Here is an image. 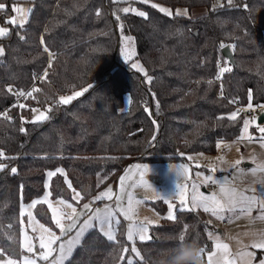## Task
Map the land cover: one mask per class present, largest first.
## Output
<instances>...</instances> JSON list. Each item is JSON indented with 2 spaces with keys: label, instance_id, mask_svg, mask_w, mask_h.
I'll list each match as a JSON object with an SVG mask.
<instances>
[{
  "label": "trees",
  "instance_id": "16d2710c",
  "mask_svg": "<svg viewBox=\"0 0 264 264\" xmlns=\"http://www.w3.org/2000/svg\"><path fill=\"white\" fill-rule=\"evenodd\" d=\"M18 1L0 0V19L9 26L0 37V259L21 257V204L44 193L48 170L63 169L50 179L53 198L71 200L78 191L82 203L132 161L215 152L219 139L240 134L238 105H264V0H153L202 7L195 16H168L141 0H29L22 29L7 23ZM129 3L147 18L125 14ZM120 31L133 36L134 58L147 76L123 57ZM226 44L234 63L223 54ZM219 62L230 69L221 82ZM14 89L32 96L17 100ZM78 89L80 96L60 103L61 94ZM34 106L45 108L48 119L33 123ZM233 112L234 120L228 118ZM147 202L163 216L150 240L136 241L141 256L133 264H183L178 250L189 243L211 249L214 224L204 209L178 206L173 220L164 215L163 199ZM34 212L54 226L45 202ZM130 246L124 219L115 241L93 227L65 264H127Z\"/></svg>",
  "mask_w": 264,
  "mask_h": 264
},
{
  "label": "rangeland",
  "instance_id": "374dc122",
  "mask_svg": "<svg viewBox=\"0 0 264 264\" xmlns=\"http://www.w3.org/2000/svg\"><path fill=\"white\" fill-rule=\"evenodd\" d=\"M152 4H158L161 7H165L170 9L173 14L176 13L177 10H180L181 12H184L186 10V14L188 16H195L196 14L202 12L204 9H192L185 6H171L166 3L158 2L149 0ZM220 3V0H216L215 4ZM13 6L21 7L24 9L29 10L28 15L26 17V20H28V17L30 15L31 11V2L29 0H19V2ZM130 9H136L137 12L143 11L142 8H139L138 6H132L131 3L127 5ZM16 15L17 19L19 20L20 14H16L13 12L12 17ZM11 17V18H12ZM10 20V18H8ZM121 27V25H119ZM4 28V26H1ZM121 40H120V49L123 57L125 58V55L129 52H131V61L132 64L136 63L139 66H141L140 61L138 59H135L136 54V46L134 43L133 36L124 32L120 31ZM128 38H131L129 40ZM83 89H78L75 91H72L67 94H61L60 97H68V96H74L77 92H82ZM126 102L127 104L130 101V96H126ZM252 106L251 108H253ZM33 108L38 109L37 112H33L31 114V119L34 120L37 115H39L40 112L45 113V115L48 116V111L39 106H34ZM248 108V109H247ZM244 110V117H243V124L240 131V134L237 138L234 140H226V139H219L217 142L216 151L213 153H206V152H191L187 154V160L181 161L182 163L179 164H153L156 166H152V170L147 171L149 175H145L140 178L134 185L133 190H136L135 194L131 196V207L129 206L128 201L127 205L123 208L116 204V197L117 192H113V197L109 201L110 206H107L108 209H106V212H111L113 214V234H115V230L117 227L116 221H121L122 219L125 220V223L127 225L126 229V236L128 237L127 233L129 232V226L133 224H146L148 226V233L149 236L150 232V226L153 224H157L161 221L160 217L158 216V213L155 211V209L148 204V200H156L161 199L160 196L164 201L170 200L171 203L174 205V207L171 209L172 215L175 214V209L177 207V204L180 203L179 199V185L180 184H187L188 185V195H189V203L186 208H191V185L192 183H196L199 185V191L204 193L205 195H211L213 193L219 194L217 192V188L219 187L220 183H214L211 180L205 182L204 177L206 176H212L215 180H218V174L217 171L223 167V164H231L236 163L239 161V164L246 163V160L243 158L244 154L250 155L253 154V149L258 146L256 143H260V140L262 139L263 134L259 132V127H264V122L258 121V116L261 112H264V108L259 109L257 111H248L251 108L247 107ZM237 113V112H236ZM245 121H253L248 126V132L245 134L243 132ZM264 143V141H263ZM244 162V163H243ZM178 166H184L190 170V175L186 178L181 177L177 171H175L173 168ZM199 166V167H197ZM62 169V168H58ZM213 169L215 171L213 172ZM57 170V169H56ZM56 170H48L46 175V182H45V190L44 193L34 198L31 201L28 202H22L21 204V215H22V229H21V244L23 247V253L21 257L19 258H12L7 257L0 259V262L2 264H7L8 260L15 261V264H24V258L27 257L29 259L35 260L36 264H63L61 260V253L59 251V245L63 243L64 245V255H66V252L69 250V239L68 236H71V239H76V244H78L81 240V236L84 235V233L88 230L86 229L83 234H80V229H77V225L79 224V221L82 218H86L89 220L90 218H87L86 213L91 210H87L84 208V202L78 203L80 194L78 191H74L72 195L71 200H64L61 198H53L50 193V179L51 177L48 176V172H56ZM63 170V169H62ZM143 173L145 174L146 171L143 170ZM197 173H201L202 175L197 176ZM68 180V178H67ZM69 181V180H68ZM144 194L143 196H140V194ZM33 201L38 202H45L48 207L51 210L52 214V220H53V227L45 224L43 221H41L34 212V207H29L32 205ZM147 203H146V202ZM115 203V204H114ZM202 209V207H199ZM197 209V208H195ZM108 210V211H107ZM125 212H127V215H125ZM169 203H168V209L165 212V216L169 217ZM212 214L211 212H207V214ZM211 216V215H210ZM227 216V213L224 214L223 217ZM130 217V218H129ZM93 218V217H92ZM85 219V220H86ZM84 220V221H85ZM86 220V221H87ZM59 221V224L57 223ZM93 221V220H92ZM93 223V222H92ZM95 225V224H94ZM62 226V227H61ZM67 228L68 233L63 234L65 229ZM107 230V229H106ZM70 233V234H69ZM69 234V235H68ZM79 234V236H78ZM63 236L61 239H57L55 243L51 245L52 252L49 255L48 260H43L41 257V252L46 251V249H40V241L41 238L44 239L45 243L53 237ZM63 239V241H62ZM137 240H140L138 236L134 235L133 240H131V252L128 254L129 257H132V261L136 258L133 257L132 248L135 246L137 252L139 251L137 245ZM31 245L33 247L32 252H28L27 247L28 245ZM72 246V245H71ZM70 246V248H71ZM139 257H140V252ZM68 259V258H67ZM66 259V260H67ZM129 260V259H128ZM204 264V262H203Z\"/></svg>",
  "mask_w": 264,
  "mask_h": 264
},
{
  "label": "snow or ice",
  "instance_id": "6c2138e0",
  "mask_svg": "<svg viewBox=\"0 0 264 264\" xmlns=\"http://www.w3.org/2000/svg\"><path fill=\"white\" fill-rule=\"evenodd\" d=\"M142 3L147 4L149 2V0H141ZM231 3V0H229V4ZM151 7L158 9L159 12L164 13L168 16H172L173 12L165 7H161L158 4H152ZM5 8V5L0 3V10H3ZM12 11L16 14H20V18L19 20L17 19V16L14 15L10 20L7 21V23L12 24V25H16L19 28H23L25 23L27 22L26 17L28 15L29 10L21 8V7H16L13 6ZM122 11L127 14L130 11L135 12L137 15L147 18V14L143 11H139L137 12L136 9H130L128 7H125L122 9ZM176 15H185L186 14V10L184 12H181L180 10H177ZM117 19H119V17H117ZM122 28V26H121ZM8 33V30L6 28L0 27V37L5 36ZM21 39H24L23 36L20 37ZM129 40H131V38H128ZM3 54V49L0 48V55ZM131 58V52L127 53L125 55V59H130ZM133 68H136L138 72H143L145 76H147V72L145 71V69L142 66H139L136 63L132 64ZM230 71L229 68H221L220 72L221 74ZM46 75V73H45ZM148 82H151V78H148ZM9 92L12 91L11 88L8 89ZM32 91L34 92H38L40 91L38 88L37 89H33ZM82 93L77 92L75 93V96H80ZM19 96H32V92H28L25 93L23 91H20L18 93ZM75 97L74 96H68V97H61L60 98V103L62 104H68L70 103ZM20 107H24V105H20ZM249 108L252 107L251 104L248 105ZM33 112H37L38 109L33 108L32 109ZM146 112H150L149 109H145ZM238 113L233 112L230 114V116L228 117L229 119H236ZM48 119L47 115H45V113L40 112L39 115H37L35 117V119L32 121L33 123L41 121V120H46ZM253 121H245L244 124V129L243 132L246 134L248 132V126L250 123H252ZM259 132L264 134V127H259L258 128ZM21 131H24V129H21ZM153 139H155V137H153ZM262 139H264V137H262ZM4 154L2 152H0V157H2ZM237 164H239L240 162L237 161ZM139 167V166H136ZM199 167V166H197ZM4 165L0 164V169H3ZM260 170L264 171V165L259 166ZM175 171L178 172V174L183 177L186 178L190 175V170L184 166H178V167H174L173 168ZM13 173H15L16 169H12L11 170ZM57 172H63L62 169H57ZM215 171V169H213V172ZM256 170L253 169V172H255ZM56 172H48V176L51 177L53 175H55ZM197 176L202 175L201 173H197ZM123 180V178H121ZM212 181L214 183H220V192L219 194L213 193L211 195H205L204 193L199 191V185L196 183H192L191 185V208H189L188 210H195V208H199L202 207L204 209L205 212H211L212 215L217 216L218 218H223L225 213H235L237 211L241 212V213H250L252 211L253 208L258 207L261 210L262 215H264V194H260L257 193L256 189H252V195H246L244 192L238 191L236 188H232V187H228L227 186V178H225V181L223 183H221L220 181L215 180L212 176H206L204 177V181ZM260 185H261V189L262 191H264V180L259 181ZM179 199H180V208L181 210L185 209L189 203V195H188V185L187 184H180L179 185ZM160 198L162 199V197L160 196ZM130 202H129V206L131 207V197L129 198ZM38 201H33L32 205H30L29 207H34L35 204ZM165 202L169 203V219H175V216L172 215L171 209L174 207V205L171 203L170 200H166ZM87 207V205L85 206ZM125 215H127V212H125ZM113 214L111 212H107L106 214H100L99 212L96 214L95 217L90 218L89 220L85 221L83 227L80 230V234H82L86 229H91L93 227H98V230L100 232L103 233L104 236L107 237V239L109 241H115V235L113 234L112 228H113ZM130 218V217H129ZM95 219L97 221V224L94 225L92 223V220ZM57 223L59 224V221H57ZM116 223H119V221H116ZM62 227V226H61ZM187 227V226H185ZM107 229V230H106ZM148 233V226L146 224H133L129 226V232H128V240H133V236L136 235L139 237L140 240H150L151 237H149L147 235ZM79 236V234H78ZM209 238H213L212 233H209ZM59 239V237H53L51 239H49L47 241V243H45L44 239L41 238L40 241V249H46V251L41 252V257L43 260H48L49 259V255L52 252V247L51 245L53 243H55V241ZM184 237L183 235L180 236V240L183 241ZM215 249L216 251H212L209 255H208V264H236V259L237 258H233L232 254L229 250V247L226 243H223L222 241L219 240L218 237L215 238ZM252 247L254 248H264V238H262L260 241L258 242H254ZM28 252H32L33 251V247L29 244L27 247ZM59 251L61 253V260L64 258V245L63 243H61L59 245ZM124 252H127L128 249L125 248L123 249ZM132 252L135 253L137 256H139V253L137 252L135 246H133L132 248ZM204 252V249L201 248V253ZM219 253V254H218ZM254 255V253H250V252H244V253H240L239 254V259H243L244 257H248L249 260L252 258V256ZM142 259V258H141ZM0 264H2V262H0ZM7 264H15V261L12 260H8ZM24 264H36L35 260L33 259H29L27 257L24 258ZM127 264H133V261L131 259H129L127 261ZM261 264H264V261H261Z\"/></svg>",
  "mask_w": 264,
  "mask_h": 264
},
{
  "label": "crops",
  "instance_id": "0c3cea01",
  "mask_svg": "<svg viewBox=\"0 0 264 264\" xmlns=\"http://www.w3.org/2000/svg\"><path fill=\"white\" fill-rule=\"evenodd\" d=\"M18 2H16L15 4H17ZM12 15H13V11L9 16H7V20L8 18L11 19ZM1 26H4V28H6L9 31V26L5 25L2 19H0V27ZM0 48L3 49L1 44H0ZM260 141H261L260 143H256L258 144V146L253 149V154L250 155L244 154L243 158L246 160V163L243 162L244 164H237L233 162L231 164H227V163L223 164V167H221L217 171L218 180L221 183H223L225 181V178H227L228 187L236 188L238 191L244 192L246 195H252L253 194L251 191L252 189H256L257 193L264 194V191H262L261 185L259 183V181L264 180V171L260 170L259 168V166L264 165V143H263L264 140H260ZM177 162L179 164L182 163L181 161H177V160L132 161L128 163L125 166V168L122 170V172L120 173V175L118 176L115 182H111L108 185L104 186L102 189L98 191L96 195H94L84 203V208H86L87 210L91 208V210H89V212L86 213L87 218L95 217L98 212L100 214H106L107 213L106 209H108L107 206H110L109 201L112 199L114 195L113 192L115 191L117 192L116 204L124 208L127 205L129 198L133 194H135V192H137L136 190H133V185L140 178L142 179L143 176L149 175L147 171L152 170L153 168L152 166H156L153 164H168V163L178 164ZM253 169H255L256 171L253 172ZM143 170L146 171L145 174L143 173ZM121 178H123V180ZM220 186L221 184H219V187L217 188L218 193L220 192ZM143 195L144 194L142 193L140 194V196ZM86 205L87 207H85ZM178 206L180 207V203L177 204V207ZM155 211L158 213V216L161 219L163 215L160 214L157 210ZM208 217L211 223L214 224V228H212L211 231L209 232L212 233L213 235V238H211L212 247L210 250H207L206 252L201 254V258L204 264H208V258H207L208 255L212 251H216L215 249L216 237H218L220 241L228 245L232 257L237 258L236 264H261V261H264V248L252 247L254 242H258L262 238H264V215H262L261 210L258 207L253 208L252 211L247 214L237 211L235 213H227V216L223 218H218L217 216H214L209 213ZM85 219L86 218H82L79 221V224L76 227L77 229H80L82 227V225L87 220ZM92 222L95 225L97 224V221L95 219H93ZM153 225L150 226V229ZM126 229H127V225H126ZM65 231L66 232H64L63 234L68 233L67 228L65 229ZM58 237L59 239H61L63 236L61 237L59 235ZM149 237H151L150 232H149ZM68 238H70L69 239L70 241L68 243L69 250L66 252V255H64L63 258L64 261H62L63 264L66 263V261L72 255L76 246L79 244V243L76 244L77 238L71 239V236L70 237L68 236ZM244 252L254 253V255L250 260L248 257L239 259L238 258L239 254ZM133 255H134L133 257L136 258L139 257L135 253H133ZM127 258L133 259L132 257H129V255ZM50 264H52V262H50Z\"/></svg>",
  "mask_w": 264,
  "mask_h": 264
},
{
  "label": "clouds",
  "instance_id": "9594fccd",
  "mask_svg": "<svg viewBox=\"0 0 264 264\" xmlns=\"http://www.w3.org/2000/svg\"><path fill=\"white\" fill-rule=\"evenodd\" d=\"M201 248L195 243L184 244L178 250L177 259L183 264H203Z\"/></svg>",
  "mask_w": 264,
  "mask_h": 264
},
{
  "label": "built area",
  "instance_id": "2783aa9c",
  "mask_svg": "<svg viewBox=\"0 0 264 264\" xmlns=\"http://www.w3.org/2000/svg\"><path fill=\"white\" fill-rule=\"evenodd\" d=\"M219 69H221L222 68V64H221V62H219ZM41 76H43V74L41 75ZM217 79H218V81L219 82H221L222 80H221V72L220 73H218V75H217ZM14 92L17 94V100H21V99H23L24 98V96H19L18 95V93L20 92L18 89H14ZM235 102V101H234ZM238 107V109L239 110H241V111H244L246 108H247V106H237ZM262 108H264V105H259V106H254L253 108H251L250 110H248V111H257V110H259V109H262ZM248 109V108H247ZM5 118L7 119V118H9V116L8 115H5Z\"/></svg>",
  "mask_w": 264,
  "mask_h": 264
},
{
  "label": "water",
  "instance_id": "95a60500",
  "mask_svg": "<svg viewBox=\"0 0 264 264\" xmlns=\"http://www.w3.org/2000/svg\"><path fill=\"white\" fill-rule=\"evenodd\" d=\"M222 51H223V54L225 55V57H227L232 63L235 62L233 52H232V50L228 44L223 46ZM258 121L264 122V112H261L259 114Z\"/></svg>",
  "mask_w": 264,
  "mask_h": 264
}]
</instances>
